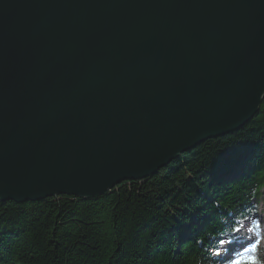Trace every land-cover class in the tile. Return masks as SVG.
Instances as JSON below:
<instances>
[{
    "label": "water",
    "instance_id": "obj_1",
    "mask_svg": "<svg viewBox=\"0 0 264 264\" xmlns=\"http://www.w3.org/2000/svg\"><path fill=\"white\" fill-rule=\"evenodd\" d=\"M263 98L264 0H0V202L152 178Z\"/></svg>",
    "mask_w": 264,
    "mask_h": 264
},
{
    "label": "trees",
    "instance_id": "obj_2",
    "mask_svg": "<svg viewBox=\"0 0 264 264\" xmlns=\"http://www.w3.org/2000/svg\"><path fill=\"white\" fill-rule=\"evenodd\" d=\"M202 159L210 162L191 166ZM263 193L264 98L241 130L199 144L152 178L97 199L0 202V264H222L213 251L254 214ZM124 194L131 199L122 206ZM73 236L102 238L99 255L67 248Z\"/></svg>",
    "mask_w": 264,
    "mask_h": 264
},
{
    "label": "rangeland",
    "instance_id": "obj_3",
    "mask_svg": "<svg viewBox=\"0 0 264 264\" xmlns=\"http://www.w3.org/2000/svg\"><path fill=\"white\" fill-rule=\"evenodd\" d=\"M210 162L209 159H202L198 162H195L193 164H191L192 167L196 166V165H206ZM178 180H180V175L176 177ZM131 197L130 195H123V204L122 206H124V204L127 201H130ZM138 200L141 204L143 203H147L148 202V197L147 196H138ZM253 215L246 221H244L241 225V232H239L238 234L234 235V236H243L246 234L251 233V228L253 225H256V227L258 228V241L253 245V246H249L248 242L249 239L246 238V243L243 245V243H235L236 246H240L239 249L235 250L234 252L231 251V253H229V259H227L226 261H223L222 264H237V261H242V260H247L248 257H255L256 260H259L262 264H264V193L261 196V199L259 200V202L253 204ZM233 236V238H231L230 240L233 241V239L235 238ZM241 236V237H242ZM260 236V238H259ZM83 239V238H82ZM78 239V238H73L70 240V242L66 245V247L68 248L69 246L71 247H80L85 251V254L87 257H92V256H98L99 255V249L101 247V245L103 244V239L102 238H97V239ZM235 242V241H234ZM233 242H230V244L228 243V241L226 239H223L221 244L218 246L220 248V246L223 245V247L225 245H231ZM247 246V248H246ZM228 250V249H227ZM226 250V251H227ZM240 250V251H239ZM229 252V250H228ZM235 253V254H233ZM238 253V256L237 254ZM218 252H214L212 254V258H216ZM240 257V258H237Z\"/></svg>",
    "mask_w": 264,
    "mask_h": 264
},
{
    "label": "bare ground",
    "instance_id": "obj_4",
    "mask_svg": "<svg viewBox=\"0 0 264 264\" xmlns=\"http://www.w3.org/2000/svg\"><path fill=\"white\" fill-rule=\"evenodd\" d=\"M247 220H248V219H247ZM238 231H241V227L238 229ZM238 231H237V232H238ZM236 234H238V233H236ZM236 234H235V235H236ZM233 236H234V235H233ZM241 236H242V235H241ZM241 236H234V237H235V238H234V241H235V243H237V244H238V243H241V244L243 243V245H244L248 239H247V240H246V238L243 239ZM247 242H248V241H247ZM253 242H254V239H253ZM220 243H221V242H220ZM220 243H219V244H220ZM248 243H249V242H248ZM219 244H218V245H219ZM239 248H240L239 245H238V246H234V245H232V246H230V248L228 249L229 252H228V250L226 251V250L223 249V255H222V257H226L229 253H231V251L234 252L235 250H237V249H239ZM239 251H240V250H239ZM233 254H235V253H233ZM236 254H238V253H236Z\"/></svg>",
    "mask_w": 264,
    "mask_h": 264
},
{
    "label": "snow or ice",
    "instance_id": "obj_5",
    "mask_svg": "<svg viewBox=\"0 0 264 264\" xmlns=\"http://www.w3.org/2000/svg\"><path fill=\"white\" fill-rule=\"evenodd\" d=\"M247 260H248V264H257L255 257H248ZM237 264H242V262L237 261Z\"/></svg>",
    "mask_w": 264,
    "mask_h": 264
}]
</instances>
